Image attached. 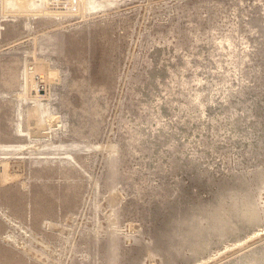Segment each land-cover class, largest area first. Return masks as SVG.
Masks as SVG:
<instances>
[{"label": "rangeland", "instance_id": "rangeland-1", "mask_svg": "<svg viewBox=\"0 0 264 264\" xmlns=\"http://www.w3.org/2000/svg\"><path fill=\"white\" fill-rule=\"evenodd\" d=\"M3 1L0 264H264V0Z\"/></svg>", "mask_w": 264, "mask_h": 264}, {"label": "bare ground", "instance_id": "bare-ground-1", "mask_svg": "<svg viewBox=\"0 0 264 264\" xmlns=\"http://www.w3.org/2000/svg\"><path fill=\"white\" fill-rule=\"evenodd\" d=\"M4 1H5V0H4ZM4 1H3V2H4ZM27 1H28V0H27ZM27 1H26V3H27ZM39 1H40V0H30L28 5H29V6H30V5L35 6L36 4H41ZM41 1H43V0H41ZM50 1H51V0H49V2H50ZM52 1H53V0H52ZM52 1H51V2H52ZM58 1H59V0H57V2H58ZM61 1H62V0H61ZM64 1H65V0H64ZM71 1L73 2V0H70V2H71ZM72 2H71V3H72ZM22 3H24V2H23V1L20 2L19 0H6V5H7V7H8L9 5H12V7H13V5H14V6H18L19 8H22V7H23V4H22ZM73 3H74V2H73ZM85 3H86V2H85ZM42 4H43V3H42ZM45 4H46V3H45ZM207 4H208V3H207ZM1 5H2V4H1ZM6 5H5V6H6ZM51 5H52V4H51ZM72 5H73V4H72ZM37 6H38V5H37ZM47 6L49 7V5H47ZM80 6H81V5H80ZM7 7H6V8H7ZM27 7H28V6H27ZM54 7H55V6H54ZM64 7H65V6H64ZM4 8H5V7H4ZM10 8H11V7H10ZM43 8H44V7H43ZM46 8H47V7H46ZM17 9H18V8H17ZM28 9H29V8H28ZM7 10H8V9H7ZM9 10H10V9H9ZM77 10H78V9H77ZM12 11H13V10H12ZM12 11H11V12H12ZM49 11H50V10H49ZM61 11H62V10H61ZM38 12H39V11H38ZM46 12H47V11H46ZM77 12H78V11H77ZM12 13H13V12H12ZM52 13H53V12H52ZM60 13H61V12H60ZM38 14H39V13H38ZM43 14H44V13H43ZM47 14H48V13H47ZM54 14H55V13H54ZM75 15H76V14H75ZM252 21H253V20H252ZM259 21H260V20H259ZM250 22H251V21H250ZM255 24H256V23H255ZM258 24H259V23H258ZM254 40H255V39H254ZM259 41H260V40H259ZM175 42H176V41H175ZM253 42H254V41H253ZM261 42H262V41H261ZM232 43H233V42H232ZM255 43H256V42H255ZM256 44H257V43H256ZM259 44H260V43H259ZM263 44H264V43H263ZM254 45H255V44H254ZM260 45H261V44H260ZM256 46H257V45H256ZM261 46H262V45H261ZM263 46H264V45H263ZM263 46H262V47H263ZM261 50H263V48L260 49V52H261ZM254 51H255V50H254ZM263 51H264V50H263ZM263 51L261 52L262 54H264ZM256 55H257V54H256ZM256 55H255V56H256ZM260 56H261V55H260ZM237 57H238V56H237ZM260 61H261V60H260ZM258 62H259V61H258ZM180 65H181V64H180ZM182 65H183V64H182ZM178 66H179V65H178ZM239 66H240V65H239ZM255 69H256V68H255ZM246 72H247V71H246ZM248 72H249V71H248ZM249 74H250V73H249ZM252 75L255 76L254 73H253ZM251 77H252V76H251ZM257 78H258V81L260 82V84H262L263 87H264V74L261 75V76H258ZM186 79H187V78H186ZM252 82H253V81H252ZM245 89H246V88H245ZM243 90H244V89H243ZM261 90H262V89H261ZM241 92H242V91H241ZM244 92H245V91H244ZM247 94H248V93H247ZM232 95H233V94H232ZM242 95H244V94H242ZM226 96L228 97V95H226ZM246 96H247V95H246ZM254 96H255V95H254ZM262 97H263V96H262ZM209 98H210V97H209ZM230 98H232V97H230ZM250 98H251V97H250ZM195 99H196V98H195ZM251 99H252V98H251ZM237 100H238V99H237ZM239 100H240V99H239ZM252 100H253V99H252ZM232 101H233V100H232ZM241 101H242V99H241ZM245 101H246V100H245ZM259 101H260V100H259ZM239 102H240V101H239ZM242 102H243V101H242ZM242 102H241V103H242ZM247 102H249V101H247ZM247 102H246V104H247ZM187 103H188V102H187ZM230 103H231V100H230ZM234 103H235V102H234ZM253 103H254V102H253ZM237 104H238V102H237ZM130 105H131V104H130ZM229 105H230V104H229ZM244 105H245V104H244ZM253 105H254V104H253ZM253 105L251 104V106H253ZM234 107H235V106H234ZM245 107H246V105H245ZM245 107H244V108H245ZM257 107H258V106H257ZM231 108H232V107H231ZM235 108H236V107H235ZM235 108H234V109H235ZM240 108H243V107H240ZM234 109L232 108V110H234ZM226 110H227V109H226ZM246 110H248L247 107H246ZM235 111H236V110H235ZM242 111H243V110H242ZM252 111H253V110H252ZM222 112H223V111H222ZM224 112H225V109H224ZM224 112H223V113H224ZM228 112H229V115H230V111H228ZM233 112H234V111H233ZM236 112H237V111H236ZM239 112H240V111H239ZM248 112H249V111H248ZM226 113H227V112H226ZM231 113H232V112H231ZM244 113H245V112H244ZM252 113H253V112H252ZM224 114H225V113H224ZM236 114H237V113H236ZM246 114H247V112H246ZM231 115H232V114H231ZM233 115H234V114H233ZM242 115H243V114H242ZM248 115H249V114H248ZM256 115H257V114H256ZM218 116H219V115H218ZM229 117H231V116H229ZM237 117H238V116H237ZM242 117H243V116H242ZM252 117H253V116H252ZM255 117H256V116H255ZM220 118H221V117H220ZM231 118H232V117H231ZM231 118H230V119H231ZM240 118H241V117H240ZM245 118H246V117H245ZM245 118H244V119H245ZM222 119H223V118H222ZM238 119H239V118H238ZM247 119H248V118H247ZM236 120H237V119H236ZM249 121H250V120H249ZM255 121H256V120H255ZM257 121H258V119H257ZM257 121H256V122H257ZM242 122H243V121H242ZM246 122H247V120H246ZM250 122H251V121H250ZM239 123H240V122H239ZM253 123H254V122H253ZM257 124H258V123H257ZM228 125H229V124H228ZM236 125H237V124H236ZM253 125H254V124H253ZM255 125H256V124H255ZM223 128H224V127H223ZM235 129H236V128H235ZM245 129H246V128H245ZM250 129H251V128H250ZM239 131H240V130H239ZM245 131L247 132V129H246ZM245 131H244V133L246 134ZM249 131H250V130H249ZM252 132H253V131H252ZM248 133H249V132H248ZM250 134H251V133H250ZM250 134H249V135H250ZM238 135H239V134H238ZM247 135H248V134H247ZM253 135H254V134H253ZM262 136H263V135H262ZM226 137H227V136H226ZM260 138H261V137H260ZM229 140H230V139H229ZM244 140H245V139H244ZM157 141H158V140H157ZM157 141H155V142H157ZM160 143H162V142H160ZM258 143H259V142H258ZM151 144H152V143H151ZM188 144H189V143H188ZM152 145L154 146V144H152ZM157 145H158V144H157ZM251 145H252V144H251ZM162 146H163V145H162ZM184 146H185V145H184ZM160 147H161V144H160ZM163 147H164V146H163ZM163 147H161V148H163ZM251 148H252V147H251ZM257 148H258V147H257ZM150 149H151V148H150ZM159 149H160V148H159ZM168 149H170V148H168ZM183 149H184V148H183ZM214 149H215V148H214ZM234 149H235V148H234ZM151 150H153V149H151ZM172 150H174V149H172ZM181 150H182V149H181ZM166 151H167V150H166ZM245 151H246V150H245ZM158 152H161V151L158 150ZM164 152H165V151H164ZM173 152H175V151H173ZM173 152H172V153H173ZM191 152H192V151H191ZM177 153H178V152H177ZM180 153H181V152H179V154H180ZM198 153H199V152H198ZM263 153H264V152H263ZM189 154H190V153H189ZM158 155H159V153H158ZM168 155H169V154H168ZM170 155H171V154H170ZM172 155H173V154H172ZM172 155H171V156H172ZM174 155H176V154H174ZM190 155H191V154H190ZM262 156H263V155H262ZM157 157H158V156H157ZM173 157H174V156H173ZM170 158H171V157H170ZM255 159H256V158H255ZM154 160H155V159H154ZM170 160H171V159H170ZM174 160H175V158H174ZM174 160H172V161H174ZM176 160H177V159H176ZM176 160H175V161H176ZM188 160H189V159H188ZM196 160H197V159H196ZM180 161H181V160H180ZM251 161H252V160H251ZM261 161H262V160H261ZM246 162H247V161H246ZM180 163H181V162H180ZM163 164H164V163H163ZM192 164H193V163H192ZM187 165H188V164H187ZM181 166H182V165H181ZM181 166H180V167H181ZM184 166H185V165H184ZM184 166H183V167H184ZM155 167H156V166H155ZM189 167H190V166H189ZM261 167H262V166H261ZM173 168H174V167H173ZM186 168H187V167H186ZM260 169H261V168H260ZM156 170H157V169H156ZM160 170H162V169H160ZM175 170H176V169H175ZM188 170H189V169H188ZM174 172H175V171H174ZM202 173H203V172H202ZM240 174H241V173H240ZM240 174H239V175H240ZM235 175H236V174H235ZM114 177H115V176H114ZM193 177H194V176H193ZM199 177H201V176H199ZM243 177H244V176H243ZM258 177H259V176H258ZM238 178H239V176H238ZM192 179H193V178H192ZM210 179H211V178H210ZM219 180H220V179H219ZM223 180H224V178H223ZM243 180H244V179H243ZM194 182H195V181H194ZM204 182H205V181H204ZM238 182H239V181H238ZM257 182H258V181H257ZM145 183H146V182H145ZM255 183H256V181H255ZM236 184H237V183H236ZM241 185H242V184H241ZM233 186H234V185H233ZM204 187H205V186H204ZM218 187H219V186H218ZM221 187H222V186H221ZM219 188H220V187H219ZM226 189H227V188H226ZM229 189H230V188H229ZM229 189H228V190H229ZM240 189H242V188H240ZM183 190H184V189H183ZM234 190H235V189H234ZM243 190H244V189H243ZM223 191H224V193H225V189H224ZM236 191H237V190H236ZM236 191H235V192H236ZM239 191H240V190H239ZM246 191H247V190H246ZM221 192H222V191H221ZM221 192H220V193H221ZM227 192L230 193V191H227ZM229 193H228V194H229ZM238 193H239V192H238ZM247 193H248V192H247ZM222 194H223V192H222ZM236 194H237V193H236ZM236 194H235V195H236ZM223 195H224V194H223ZM239 195H241V194H239ZM239 195H236V197H238ZM242 195H243V193H242ZM249 195H251V194H248V196H249ZM224 196H226V195H224ZM229 196L232 197L231 194H230ZM239 197H240V196H239ZM252 197H253V196H252ZM247 199H248V198H247ZM219 200H220V199H219ZM239 200H240V199H239ZM252 200H253V199H252ZM179 203H180V202H179ZM163 206H164V205H163ZM229 206H230V205H229ZM231 206H232V205H231ZM154 209H155V208H154ZM174 209H175V208H174ZM171 210H172V209H171ZM239 210H240V209H239ZM177 211H178V210H177ZM181 211H182V210H181ZM151 214H152V213H151ZM169 215H170V214H169ZM155 216H156V215H155ZM173 220H174V219H173ZM175 222H176V221H175ZM181 226H182V225H181ZM175 227H176V226H175ZM177 231H178V230H177ZM188 232H189V230H188ZM175 233H176V232H175ZM199 234H200V233H199ZM163 235H164V234H163ZM189 235H190V234H189ZM159 236H160V235H159ZM166 236H167V235H166ZM159 238H160V237H159ZM162 238H163V237H162ZM168 238H169V237H168ZM160 239H161V238H160ZM164 240H165V239H164ZM168 240H170V239H168ZM162 241H163V240H162ZM165 243H166V242H165Z\"/></svg>", "mask_w": 264, "mask_h": 264}]
</instances>
